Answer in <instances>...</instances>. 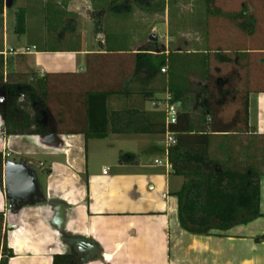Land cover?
Segmentation results:
<instances>
[{"label":"crops","instance_id":"crops-1","mask_svg":"<svg viewBox=\"0 0 264 264\" xmlns=\"http://www.w3.org/2000/svg\"><path fill=\"white\" fill-rule=\"evenodd\" d=\"M111 1L66 0L62 6L52 2L62 22L54 31L59 44L53 47L46 43L50 35L40 34L37 28L36 41L27 43L25 26H12L7 16L9 0H0V258L5 244L7 252H12L7 264H53L55 255L72 254L86 260L82 264H264V241L255 240L264 233V88L250 87L239 94L247 98L244 132L211 133V147L221 151L222 163L228 161L225 146H231L234 154L231 165L255 156L261 171L262 215L207 235L190 233L180 225L176 194L186 179L165 165L163 134L128 130L99 138L86 137L78 129L85 115L81 102L88 84L86 71L93 62L96 67L108 64L103 73L109 75L97 74L93 83L97 91L113 92L107 98L108 111L115 116L113 126L131 127L138 105L144 111H156L151 99L142 107L141 85L131 78L134 56L141 48L165 57L172 51L207 54L212 65L233 61L235 68L240 65L247 71L255 58L256 65L264 64V47L252 43V35L245 31H235L236 25L226 17L228 11L234 12L233 5L212 13L197 6L198 0H161L158 8L153 3L145 7L134 0H113L121 11L112 12ZM37 3L32 2V7L37 5V10L50 15L49 2ZM91 24L95 27L92 37ZM140 30H150L155 45L148 47L151 42L139 40ZM11 38L15 46L8 45ZM236 74L242 76L241 71ZM189 79L205 83L197 72ZM29 83L36 91V102L19 106L24 97L19 92H29L25 87ZM156 97L154 92L152 98ZM13 98L16 105L11 103ZM234 98L224 110L227 113L238 108ZM178 102L180 112L190 114L193 129L208 130V117L198 118L200 101L187 104L186 111ZM9 107L15 121L31 123L39 132L8 134ZM90 142L95 143L91 158ZM103 143L111 146L108 152L101 150ZM8 165L18 168L29 185L27 198L20 204L4 184ZM64 264H78V260Z\"/></svg>","mask_w":264,"mask_h":264},{"label":"trees","instance_id":"trees-1","mask_svg":"<svg viewBox=\"0 0 264 264\" xmlns=\"http://www.w3.org/2000/svg\"><path fill=\"white\" fill-rule=\"evenodd\" d=\"M12 1V0H11ZM141 6H149V0H134ZM208 5H214L215 0H204ZM112 5L115 4L111 1ZM113 11H121L120 6H112ZM236 18H245L243 11L235 14ZM240 28L247 32L246 29L251 24L241 22ZM248 33H252L251 30ZM148 49L141 48L140 52L134 56V69L131 75L132 81L141 85L139 96L141 105L147 99H152L155 92L154 88L144 87L153 84L163 66H155L152 62L154 54L143 52ZM224 57L222 61H224ZM227 61V60H225ZM166 65V64H164ZM2 66V63H1ZM99 66V68H98ZM108 64L96 65L94 62L87 67L88 84L86 91L82 94V102L85 110L84 122L78 129L86 137H104L113 131H134L136 133H164V117L161 112L144 111L140 105L135 110V125L129 127L113 126L114 113H109L107 98L113 92L97 91L96 84L93 83L97 74H104L103 69ZM167 66V65H166ZM167 68H169L167 66ZM104 76V77H105ZM234 76H237L234 71ZM97 80V79H96ZM235 79L233 75L214 76L209 74L205 77L204 85L193 83L190 88L183 92L176 91L173 87L168 89L173 93L174 99L182 103L192 95L196 101H200L201 109L200 119H206L208 130H195L190 124V114L180 112L176 124L170 127L175 133L176 144L168 150V161L172 166L174 173L182 175L186 180L181 190L176 194L179 199L178 216L181 227L193 234L207 235L212 230H227L239 224L248 223L261 216L259 207V188L261 171L256 168V160L250 158L249 162L231 165L234 159L231 146H225L223 152L227 154V162L222 163L219 156L221 151L211 147V133H232L244 132L247 125V98L245 95L240 96V91L233 89L232 84ZM3 77L0 74V85ZM233 86H230V85ZM33 84L25 85L23 101L16 102L11 99L13 105L25 107L26 103L33 104L36 102V91L31 87ZM193 85V86H192ZM250 88V87H247ZM260 89L263 87H255ZM18 93V92H17ZM237 95V96H236ZM238 98V108L230 116L224 117L223 112L226 105ZM79 104V106H81ZM9 107L6 120V132L8 134H35L39 128L32 127V124L18 122L11 116ZM141 109V110H139ZM2 111L0 110V113ZM121 116V115H120ZM40 131H42L40 129ZM261 163L259 159V164ZM3 157L0 153V183L2 182ZM256 241H264V233L255 238ZM12 252L4 255L0 264H7L8 257ZM78 260L82 264L81 257L72 255H55L53 264H64L65 262Z\"/></svg>","mask_w":264,"mask_h":264},{"label":"rangeland","instance_id":"rangeland-1","mask_svg":"<svg viewBox=\"0 0 264 264\" xmlns=\"http://www.w3.org/2000/svg\"><path fill=\"white\" fill-rule=\"evenodd\" d=\"M49 2L50 6L49 8L52 10H48L50 12V15L46 16V11L44 9L37 10L32 7V2ZM16 0L14 4H9L7 16L11 22L12 26H19L26 28V42L31 44L33 41H36V28L40 32V34H44L50 37L46 40V43L49 46L56 47L58 43V39H56L54 36L56 35L54 31L56 28H58V25H62V22L60 23V16L58 15V12H55L57 8L52 5V2H55L57 6L64 5L66 0ZM197 6L209 10L212 13H215L214 9L218 12L220 7H228L229 5H233L234 7L233 11H228L226 14V17H228L229 21L231 23L234 22L236 25L235 31L239 33V30H242L239 26L241 22H246L251 24V26H248L245 33L249 34L248 31L251 30L252 33L249 35H252L250 37V40L255 45L258 44L264 47V2L263 0H215L214 5H208L204 0H198ZM135 2V1H134ZM154 4V7H159V5L163 4L161 0H154L150 2ZM38 4V3H37ZM115 5V4H113ZM112 5V6H113ZM112 6L110 7V11L113 12ZM60 8V7H58ZM35 9V10H34ZM59 10V9H58ZM243 11V15L245 18L239 19L235 17V14L239 11ZM97 17V16H96ZM94 17V19L96 18ZM227 20V21H228ZM79 21V25H80ZM83 23V22H82ZM230 24V23H229ZM228 24V25H229ZM83 25V24H82ZM92 25V24H91ZM97 25V22L94 23V26ZM93 25L90 26V36L92 37L94 27ZM234 27V25H230V27ZM93 29V30H92ZM144 29V28H143ZM243 31V30H242ZM162 35L163 32L159 33V39L157 41L158 47H161L162 43ZM139 40L147 39L149 42L148 47L153 46L154 42H152V36L150 33V30H140L138 32ZM259 42V43H258ZM9 46H15L16 42L14 39H10L8 42ZM110 43V47H111ZM116 47H120L119 45L122 44H115ZM155 45V44H154ZM123 47V46H122ZM196 56V57H194ZM256 58L249 61L250 63L247 66L246 69L240 67V65L235 68V64L233 61L229 64H210L209 62V56L207 54H200V55H178L176 52H173L168 56H160L156 55L152 57V62L155 64V66H163L166 68V72L162 73L161 70L157 76L156 81L151 84L150 88H154L156 95L158 97L162 96L163 92L169 88L173 87L176 91H181L190 88L192 82L189 78L190 76L197 72L198 76H200L201 80H205V77H207L209 74H213L214 76H222V75H233V79H235L232 84L234 85L233 89H237L240 92H243L247 87L255 88V87H263L264 88V64L263 65H256L255 62ZM166 64L169 68H167ZM233 71H241V77L234 76ZM238 77V78H237ZM237 83V84H235ZM230 86H233V85ZM127 85V82L125 83V86ZM145 87V84L143 85ZM153 86V87H152ZM193 86V85H192ZM196 102L194 96H190L187 100L185 98L182 99V110L186 111V105L192 104ZM230 105V104H228ZM227 109V105L225 107V110ZM223 112V116L227 117L230 116L231 112ZM204 119V118H203ZM95 147V143H89V149H90V158L93 157L92 150ZM101 150L107 151V149H110L109 144L103 143L101 144ZM106 156V155H103ZM102 157V156H101ZM0 244H1V233H0ZM8 254L7 249L5 247V244H3L2 249V257L0 258V261L3 260L4 255Z\"/></svg>","mask_w":264,"mask_h":264},{"label":"built area","instance_id":"built-area-1","mask_svg":"<svg viewBox=\"0 0 264 264\" xmlns=\"http://www.w3.org/2000/svg\"><path fill=\"white\" fill-rule=\"evenodd\" d=\"M10 51H13L10 49ZM161 72L165 73L166 68L162 67ZM153 110L161 112L164 117V142L167 150L176 144L175 133L171 131L170 127L177 123L178 115L180 113V103L174 99L173 93L167 88L162 96L152 98L150 100ZM156 163L162 164L161 160H156ZM165 165L172 168L170 162L167 160Z\"/></svg>","mask_w":264,"mask_h":264},{"label":"water","instance_id":"water-1","mask_svg":"<svg viewBox=\"0 0 264 264\" xmlns=\"http://www.w3.org/2000/svg\"><path fill=\"white\" fill-rule=\"evenodd\" d=\"M11 0H9V4ZM4 184L8 189L9 194L17 198V203H22L26 200L27 195L29 193V185L22 179V175L19 173L18 168L12 165H8L6 170L4 171ZM72 244V242H70ZM79 241L74 242L75 246L79 245ZM80 250V249H78ZM88 250V249H87ZM87 250L81 249V252H86ZM82 262L86 260H81Z\"/></svg>","mask_w":264,"mask_h":264}]
</instances>
